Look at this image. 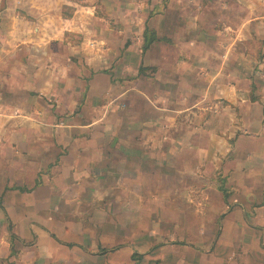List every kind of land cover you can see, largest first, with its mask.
Wrapping results in <instances>:
<instances>
[{"label":"crops","instance_id":"0c3cea01","mask_svg":"<svg viewBox=\"0 0 264 264\" xmlns=\"http://www.w3.org/2000/svg\"><path fill=\"white\" fill-rule=\"evenodd\" d=\"M1 36L0 264H264V0H0Z\"/></svg>","mask_w":264,"mask_h":264},{"label":"trees","instance_id":"16d2710c","mask_svg":"<svg viewBox=\"0 0 264 264\" xmlns=\"http://www.w3.org/2000/svg\"><path fill=\"white\" fill-rule=\"evenodd\" d=\"M154 41H155L154 34L146 29L144 31V43L142 46V51L145 52Z\"/></svg>","mask_w":264,"mask_h":264},{"label":"rangeland","instance_id":"374dc122","mask_svg":"<svg viewBox=\"0 0 264 264\" xmlns=\"http://www.w3.org/2000/svg\"><path fill=\"white\" fill-rule=\"evenodd\" d=\"M3 40L2 36L0 37V41Z\"/></svg>","mask_w":264,"mask_h":264}]
</instances>
